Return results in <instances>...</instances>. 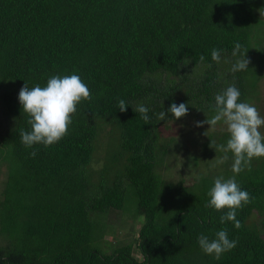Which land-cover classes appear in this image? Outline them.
I'll return each mask as SVG.
<instances>
[{
  "label": "trees",
  "instance_id": "16d2710c",
  "mask_svg": "<svg viewBox=\"0 0 264 264\" xmlns=\"http://www.w3.org/2000/svg\"><path fill=\"white\" fill-rule=\"evenodd\" d=\"M262 8L264 0H0V93H9L11 117L0 135V164L8 170L0 199V264H264V234L253 219L263 218L264 227V157L234 174L228 153L216 178L235 176L252 203L237 210L240 228L221 224L226 210L208 206L216 178L201 176L188 187L167 184L159 173L170 153L158 148L159 128L175 118H157L172 103L211 118L215 96L232 85L241 101L250 100L261 69L251 60L247 71L233 73L240 57L232 52L239 42L250 59L259 47ZM213 49L221 50L219 64ZM188 68L200 72L191 78ZM72 74L91 99L77 105L68 135L53 146L25 147L19 133L31 125L20 89ZM141 104L149 108L150 124L133 110ZM105 127L111 128L109 156L95 182L92 165ZM229 138L218 136L216 149ZM127 199L144 217L136 245L113 242L112 253L104 254L111 248L100 246L108 233L99 223L122 212ZM222 229L238 243L216 260L198 237L214 239Z\"/></svg>",
  "mask_w": 264,
  "mask_h": 264
},
{
  "label": "clouds",
  "instance_id": "9594fccd",
  "mask_svg": "<svg viewBox=\"0 0 264 264\" xmlns=\"http://www.w3.org/2000/svg\"><path fill=\"white\" fill-rule=\"evenodd\" d=\"M259 11L261 16H264V8ZM248 52L241 43H235L232 56L240 58L231 68L233 73L249 69L251 61L247 57ZM211 58L219 64L221 50L213 49ZM199 59L203 63L205 57L201 55ZM240 98L241 92L235 85L227 87L215 96V114L202 122H196L198 128L204 127L205 124L210 125L204 133L205 136H208L209 131L215 130L221 122L226 126L230 138L226 145H219L215 151L224 153L218 161L221 164L229 159L228 153H232L234 174L250 168L254 157H264V133L261 132V128L264 127V116H261L254 105L243 102ZM18 99L23 111L29 116L28 124L31 125L30 131L20 130L21 142L27 148H34L36 145L49 147L68 135L73 116L77 114V105L82 101H89L91 93L81 77L76 74L53 75L44 87L36 85L29 88L25 83L20 89ZM118 108L121 112L127 111L128 106L123 99H118ZM133 110L140 114L145 125L150 124L148 107L141 104ZM168 113L179 120L188 115L189 106L184 103H172L167 112H159L157 118L166 121ZM30 155L35 158L37 152L34 150ZM208 196L210 198L208 206L216 211L226 210L220 216L221 224L233 222L236 228L241 227L237 219V210L252 203V197L248 191L241 189L235 176L226 180L223 177L216 178ZM198 243L205 254L219 260L224 253L235 249L238 242L229 239L227 229H222L215 234L214 239L201 234Z\"/></svg>",
  "mask_w": 264,
  "mask_h": 264
},
{
  "label": "rangeland",
  "instance_id": "374dc122",
  "mask_svg": "<svg viewBox=\"0 0 264 264\" xmlns=\"http://www.w3.org/2000/svg\"><path fill=\"white\" fill-rule=\"evenodd\" d=\"M264 22V16H261ZM259 47L253 48V55L250 61H255L259 64L261 69V79L256 89V92L247 102L254 105L264 116V24L260 33ZM251 61V62H252ZM200 72L199 69L188 68L186 75L194 78ZM190 78V79H191ZM8 92L0 93V135L4 134L9 128L11 117L8 109ZM207 119L206 113L196 112L188 113L186 117L179 120L171 121L163 124L159 128L158 148L164 150L169 149L170 153L165 157L163 164L159 167V173L163 176L165 182L178 184L183 182L186 186H193L201 176H211L216 178L224 170V163H219V159L223 156L215 151L218 140L217 137L223 133H228L226 126L221 122L215 130L209 131L208 136L204 133L210 128V125L205 124L204 127H196V122H202ZM111 131L110 127H105L101 134V143L97 152L96 161L92 165L94 181H99L100 173L105 168L106 160L109 156V148L107 138ZM264 133V127L261 128ZM215 136L213 139L212 136ZM213 140V141H212ZM212 143V145L210 144ZM210 145L212 147H210ZM8 170L5 164H0V199H2L5 182L7 180ZM136 206L133 201L129 202L127 199L125 209L121 211H112L106 216V224L102 221L99 223L101 228H107L108 241H102L100 246L111 248V252H103L104 254H111L114 249L113 242H120L122 244L132 243L136 245V240L140 228L144 224V217L136 215ZM253 219L258 221V225L264 234V227L261 225L263 218L258 215ZM115 231V233H112ZM112 233V234H111ZM0 245H4L3 237L0 235ZM117 247H119L117 245ZM116 247V248H117ZM135 257L141 259V255L137 248L134 249Z\"/></svg>",
  "mask_w": 264,
  "mask_h": 264
}]
</instances>
